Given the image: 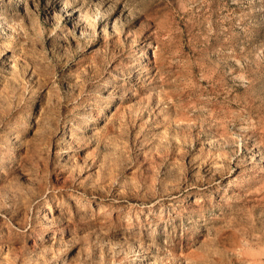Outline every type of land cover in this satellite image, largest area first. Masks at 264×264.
<instances>
[{
  "label": "rangeland",
  "instance_id": "374dc122",
  "mask_svg": "<svg viewBox=\"0 0 264 264\" xmlns=\"http://www.w3.org/2000/svg\"><path fill=\"white\" fill-rule=\"evenodd\" d=\"M0 264H264V0H0Z\"/></svg>",
  "mask_w": 264,
  "mask_h": 264
},
{
  "label": "bare ground",
  "instance_id": "6f19581e",
  "mask_svg": "<svg viewBox=\"0 0 264 264\" xmlns=\"http://www.w3.org/2000/svg\"><path fill=\"white\" fill-rule=\"evenodd\" d=\"M85 131V130H84Z\"/></svg>",
  "mask_w": 264,
  "mask_h": 264
}]
</instances>
